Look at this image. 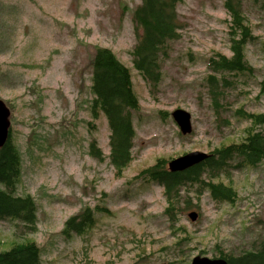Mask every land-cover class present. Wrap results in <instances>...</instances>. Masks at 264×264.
<instances>
[{
  "label": "rangeland",
  "instance_id": "obj_1",
  "mask_svg": "<svg viewBox=\"0 0 264 264\" xmlns=\"http://www.w3.org/2000/svg\"><path fill=\"white\" fill-rule=\"evenodd\" d=\"M224 1L182 0L180 37L168 44L161 82L153 87L131 56L137 42L133 13L141 0H0V97L12 108L14 139L24 154L21 190L40 203L35 233L20 234L13 220L0 222L1 249L25 236L38 243L43 264H110L121 249L116 264H144L148 257L150 264H173L166 247L175 238L161 217L162 189L134 177L159 157L211 152L239 141L252 126L236 115L239 109L264 113V5L252 0H244V9L259 42L247 46L246 58L256 77L245 76L248 85L230 92L229 110L216 112L210 98L208 60L231 55ZM97 46L111 49L131 69L140 101L136 155L122 177L110 162L107 119H93L89 112ZM176 109L192 114L193 134L180 133L172 118ZM93 141L104 161L89 155ZM233 178L234 203L203 194L192 209L199 219L192 222L189 210L180 220L190 233L198 228L210 233L212 240L198 245L209 257L219 250L215 243L223 249L250 247L256 235L264 236V166L235 168ZM86 205L105 206L111 215H99L89 234L63 235L66 220Z\"/></svg>",
  "mask_w": 264,
  "mask_h": 264
},
{
  "label": "trees",
  "instance_id": "obj_2",
  "mask_svg": "<svg viewBox=\"0 0 264 264\" xmlns=\"http://www.w3.org/2000/svg\"><path fill=\"white\" fill-rule=\"evenodd\" d=\"M252 1L264 5V0ZM181 2L141 0L134 11L137 43L131 56L134 67L150 86L157 87L161 82L162 57L167 55L168 44L180 37L178 5ZM224 8L229 17L231 55L217 53L211 57L205 79L216 112L229 110L225 106L229 104L230 92L237 89L238 82L242 83L241 88L248 85L249 80H243L245 76L248 79L255 76L253 68L248 65L246 46L250 42H258L245 13L244 0H225ZM261 43V48H264V41ZM91 66L93 77L89 112L93 119H107L110 162L116 176L122 177L136 155L134 115L140 108V101L134 90L132 72L111 49L99 46ZM163 112L167 117L171 116L169 111ZM236 115L252 122L251 127L243 130L239 141L214 149L209 159L183 172H170L167 168L170 159L159 157L135 177V180L145 183L155 182L162 189L161 217L165 219L166 232L175 238H171L172 242L166 247L173 255V264H181L199 244L212 240L210 233L204 234L206 229L198 228L190 233L181 224L180 220L186 212L198 206L196 202L201 200L203 194H209L217 203H234L237 191L233 169L264 166V133L257 131L264 125V114L255 115L239 109ZM216 118L219 120L218 116ZM219 128L221 130V125ZM10 132L11 139L0 149V221H15L20 234L25 235L37 231L40 203L36 197L21 190L24 154L14 139L13 127ZM89 155L99 161H104L106 156L96 141L91 143ZM224 178H230V181L223 182ZM99 215L110 216L111 211L101 205L83 206L66 221L62 233L67 237L89 234L96 227ZM137 248H140L139 245ZM220 253L224 258H229L230 264H264V248L258 254H246L241 258L229 257L222 251ZM122 254L121 249L110 264L122 260ZM144 261V264L151 263L149 257ZM0 264H43L41 249L36 241L24 236L13 246L0 248ZM135 264H141V261Z\"/></svg>",
  "mask_w": 264,
  "mask_h": 264
},
{
  "label": "water",
  "instance_id": "obj_3",
  "mask_svg": "<svg viewBox=\"0 0 264 264\" xmlns=\"http://www.w3.org/2000/svg\"><path fill=\"white\" fill-rule=\"evenodd\" d=\"M10 115L11 112L5 102L0 100V147L4 146L8 139L11 127V122L9 120ZM172 117L179 126L182 134L188 135L193 132L192 115L190 112L184 109H177L172 113ZM208 158L209 156L204 152L192 151L171 160L168 164V168L170 172H183L203 163ZM188 215L192 221L198 219V213L195 211L190 212ZM190 264H229V262L223 258L212 259L207 256L198 255Z\"/></svg>",
  "mask_w": 264,
  "mask_h": 264
},
{
  "label": "flooded vegetation",
  "instance_id": "obj_4",
  "mask_svg": "<svg viewBox=\"0 0 264 264\" xmlns=\"http://www.w3.org/2000/svg\"><path fill=\"white\" fill-rule=\"evenodd\" d=\"M261 132H263V133H264V129H262V130H261Z\"/></svg>",
  "mask_w": 264,
  "mask_h": 264
},
{
  "label": "bare ground",
  "instance_id": "obj_5",
  "mask_svg": "<svg viewBox=\"0 0 264 264\" xmlns=\"http://www.w3.org/2000/svg\"><path fill=\"white\" fill-rule=\"evenodd\" d=\"M165 85V84H164Z\"/></svg>",
  "mask_w": 264,
  "mask_h": 264
}]
</instances>
